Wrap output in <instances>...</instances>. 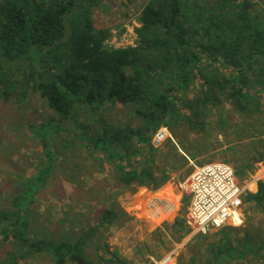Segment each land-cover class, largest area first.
<instances>
[{"label": "trees", "instance_id": "16d2710c", "mask_svg": "<svg viewBox=\"0 0 264 264\" xmlns=\"http://www.w3.org/2000/svg\"><path fill=\"white\" fill-rule=\"evenodd\" d=\"M102 1L0 0V99L9 102L17 95L20 103L27 91L37 94L54 116L49 120L57 124L64 163L78 162L67 156L75 155L73 143H78L87 155L111 162L123 188L155 192L170 179L166 165L157 167V159L163 165L170 158L186 163L173 144L165 154L151 146L160 127L175 136L174 128L184 123L189 131L201 133L215 116L216 128L225 132L231 124L221 115L224 104L251 121L264 110V1L147 0L134 29L137 45L127 49L109 47V30L95 28L92 9ZM109 106L131 109L137 123L106 117ZM43 126L37 127V135L49 163L52 152L41 135L48 131ZM246 129L251 131L236 133L237 139L257 131L253 123ZM171 164L180 167L176 161ZM38 173L46 178L49 168ZM243 201L264 215L263 182ZM119 214L103 209L96 228L82 231L73 242L25 241L28 252L48 251L55 264L74 263V258L78 264H92L83 245L103 226L117 224ZM6 219L2 213L0 222ZM20 219L11 225L26 229ZM175 223L185 233L182 221ZM247 225L235 240L229 232L237 228L218 230L222 237L209 246L210 256L201 264H239L250 256L264 263V231ZM15 235L22 237L20 231Z\"/></svg>", "mask_w": 264, "mask_h": 264}, {"label": "rangeland", "instance_id": "374dc122", "mask_svg": "<svg viewBox=\"0 0 264 264\" xmlns=\"http://www.w3.org/2000/svg\"><path fill=\"white\" fill-rule=\"evenodd\" d=\"M146 1L103 0L92 9L95 28L108 29V40L113 35L123 36L138 27L137 19ZM123 28L125 31L119 33ZM22 92L24 90L20 86L18 93ZM17 99V95H12L9 102L0 99V215L6 213L8 218L0 222V264H55L48 251L29 253L30 248L25 241L73 242L82 231L96 228L98 217L105 208L124 215L117 224L108 228L103 226L83 245L85 259L90 263L155 264L170 256V264H201L210 256L209 246L216 243L222 234L215 231L191 235L186 231L183 221L186 203L182 201L181 185L194 167L225 163L233 168L241 183L256 180V185L253 184L256 190L258 182L264 184L263 109L254 114L257 120L251 121L243 119L224 104L221 115L227 117L231 124L225 132L216 128L215 116L210 118L204 132L189 131L184 123L174 128L175 136L168 132V138L157 147L158 153L171 152L169 145L173 144L186 158V163L170 158L163 165L157 159V167L166 165L170 179L159 190L151 192L145 188L135 191L123 188L112 163L101 161L98 155H87L78 148V143H73L75 155L67 153V156L78 158L79 163L72 159L64 163L59 157L57 124L50 122L54 116L46 103L30 91L20 103ZM106 108L108 111L104 115L110 119L131 126L137 123L136 118H132L131 109L124 110L120 106ZM87 120L88 116L82 118L83 122ZM250 123L257 131L249 138L237 139L236 133L251 131L246 129ZM31 124L35 132L31 130ZM42 124L43 129H48L41 131V135L50 144L52 154L49 163L37 135V127ZM260 155L263 156L261 160ZM172 161L179 163L180 167L173 166ZM47 167V177L44 174L37 177L38 171ZM16 197L20 200L14 203ZM242 211L244 222L236 227L238 231L225 230L233 240L242 236L247 224L254 231H264V215L260 209L245 204ZM17 217L25 223L26 229L11 225ZM177 219L182 221L185 233L178 231ZM19 231L21 238L15 235ZM4 236H8V240L4 241ZM73 262L66 264H78L75 260ZM239 264L264 263L250 256Z\"/></svg>", "mask_w": 264, "mask_h": 264}, {"label": "built area", "instance_id": "2783aa9c", "mask_svg": "<svg viewBox=\"0 0 264 264\" xmlns=\"http://www.w3.org/2000/svg\"><path fill=\"white\" fill-rule=\"evenodd\" d=\"M106 44L114 49L135 48L137 38L134 29L121 37L113 35ZM168 136V130L160 127L151 139V146L157 148ZM251 184L256 185V180L253 183H241L233 168L225 163L194 167L192 174L181 185L182 198L186 202L184 226L191 235L240 227L244 222V196L256 191V186L252 188ZM169 263L170 256H167L155 264Z\"/></svg>", "mask_w": 264, "mask_h": 264}, {"label": "bare ground", "instance_id": "6f19581e", "mask_svg": "<svg viewBox=\"0 0 264 264\" xmlns=\"http://www.w3.org/2000/svg\"><path fill=\"white\" fill-rule=\"evenodd\" d=\"M250 186L253 188V184H251ZM175 198H176V200H177L179 197L176 196ZM178 200H179V199H178ZM176 203H177V201H176ZM183 221H184V219H183ZM185 228H186V227H185ZM186 230H187V228H186ZM187 231H189V230H187ZM169 264H170V263H169Z\"/></svg>", "mask_w": 264, "mask_h": 264}, {"label": "water", "instance_id": "95a60500", "mask_svg": "<svg viewBox=\"0 0 264 264\" xmlns=\"http://www.w3.org/2000/svg\"><path fill=\"white\" fill-rule=\"evenodd\" d=\"M74 260H75V261H78V259H75V258H74Z\"/></svg>", "mask_w": 264, "mask_h": 264}]
</instances>
